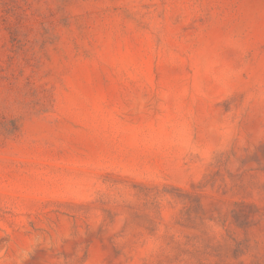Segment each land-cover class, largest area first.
Masks as SVG:
<instances>
[{"label": "rangeland", "instance_id": "1", "mask_svg": "<svg viewBox=\"0 0 264 264\" xmlns=\"http://www.w3.org/2000/svg\"><path fill=\"white\" fill-rule=\"evenodd\" d=\"M0 264H264V0H0Z\"/></svg>", "mask_w": 264, "mask_h": 264}]
</instances>
